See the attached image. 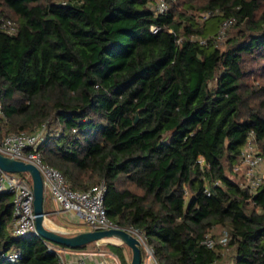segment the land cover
Segmentation results:
<instances>
[{"label": "trees", "instance_id": "16d2710c", "mask_svg": "<svg viewBox=\"0 0 264 264\" xmlns=\"http://www.w3.org/2000/svg\"><path fill=\"white\" fill-rule=\"evenodd\" d=\"M166 1L0 0L15 25H0V137L43 126V160L74 188L103 179L108 217L141 228L158 264H264V178L252 190L233 168L249 136L264 153V81L245 80L246 55L264 72L262 0ZM13 217L1 189L0 264H56L63 244ZM215 226L227 241L207 245ZM123 244L106 242L129 264Z\"/></svg>", "mask_w": 264, "mask_h": 264}, {"label": "built area", "instance_id": "2783aa9c", "mask_svg": "<svg viewBox=\"0 0 264 264\" xmlns=\"http://www.w3.org/2000/svg\"><path fill=\"white\" fill-rule=\"evenodd\" d=\"M166 0H156V11L162 12L167 9ZM210 10H204L202 15L206 16ZM232 21V17H226L218 29V35L224 33L225 27ZM0 25L7 31H14L15 25L9 17L0 16ZM158 24L152 23L150 29L155 31ZM43 126L33 130H15L0 137V152L34 163L42 176L44 192L48 191L51 198L64 210H72L91 228H103L109 226H119L127 229L137 239L140 247L143 248L145 257L154 259L153 247L148 242L143 230L137 226H122L110 219L106 213L103 202L105 182L103 179L91 184L86 188H74L68 183L64 173L55 165L43 160L38 144L43 138ZM199 161H203L201 155ZM235 170L243 168L246 180L241 184L249 189H255L264 178V153L259 152L255 142L249 136L241 147L238 161L233 165ZM7 189L12 193V203L14 217L11 232L14 234H25L29 231L36 233L35 213L33 211V191L30 176L19 175L14 171H7L0 168V190ZM209 193L208 187L205 188ZM228 233H222L214 238L207 232L203 241L207 245L215 242L225 244ZM49 249H55L57 253L56 264H68L64 256L65 246L48 243ZM18 256V251H12L8 256L13 260ZM156 261V260H155ZM156 264H158L156 262ZM209 264H229V262H211Z\"/></svg>", "mask_w": 264, "mask_h": 264}, {"label": "water", "instance_id": "95a60500", "mask_svg": "<svg viewBox=\"0 0 264 264\" xmlns=\"http://www.w3.org/2000/svg\"><path fill=\"white\" fill-rule=\"evenodd\" d=\"M0 168L7 171L28 172L33 191L32 205L35 213V227L42 237L66 246H77L94 239L116 236L118 240L125 242L131 249L129 264H140L141 252L138 239L123 227L88 228L68 234L48 225L44 218L46 210L43 208V179L34 163L0 152Z\"/></svg>", "mask_w": 264, "mask_h": 264}, {"label": "crops", "instance_id": "0c3cea01", "mask_svg": "<svg viewBox=\"0 0 264 264\" xmlns=\"http://www.w3.org/2000/svg\"><path fill=\"white\" fill-rule=\"evenodd\" d=\"M43 208L46 210L44 214L45 222L65 233L71 234V232L74 233L91 228L72 210L62 209L51 198L49 193L44 196ZM106 242L122 243L123 241L118 239L110 240L107 237L94 239V241L89 242V244L82 248L65 247L64 256L68 264H121L118 257L106 246ZM123 246L124 252H126V259L130 261V257H127L126 251L128 247L125 244ZM143 264H156V261L144 257Z\"/></svg>", "mask_w": 264, "mask_h": 264}, {"label": "rangeland", "instance_id": "374dc122", "mask_svg": "<svg viewBox=\"0 0 264 264\" xmlns=\"http://www.w3.org/2000/svg\"><path fill=\"white\" fill-rule=\"evenodd\" d=\"M180 1V0H179ZM193 2H201L202 0H192ZM154 2V0H153ZM264 8V0H262L261 2V5H260V9H263ZM203 11H200V14H202ZM237 29V27L234 25L232 26H229L227 28V30L225 31L224 30V33L222 35H220L218 38H219V44L221 46H224V39L225 37L227 36V34L229 33H232L234 32L235 30ZM247 57V61H246V66H252L253 70L252 72H250V74L247 75V77L245 78V80H247L248 82L250 83H262L264 81V72L262 73L261 71H259V67H256L258 62H255L253 61L252 59H249V55H246ZM249 59V60H248ZM39 127V126H37ZM36 127V128H37ZM16 174H19V175H28L29 177V174L27 171H14ZM48 193V191L44 192V196H46ZM222 232V227H218V226H215L213 227L209 233L214 237V238H217L219 236V233ZM73 233V232H71ZM107 239H110V240H117V238H111V236L107 237ZM126 251H127V257H130L131 256V251L129 248H126ZM125 255H126V252H124ZM227 254H231V251H228ZM145 253H144V257H145ZM226 262H230V259L229 258H225Z\"/></svg>", "mask_w": 264, "mask_h": 264}, {"label": "bare ground", "instance_id": "6f19581e", "mask_svg": "<svg viewBox=\"0 0 264 264\" xmlns=\"http://www.w3.org/2000/svg\"><path fill=\"white\" fill-rule=\"evenodd\" d=\"M111 238H117L116 236H111Z\"/></svg>", "mask_w": 264, "mask_h": 264}]
</instances>
